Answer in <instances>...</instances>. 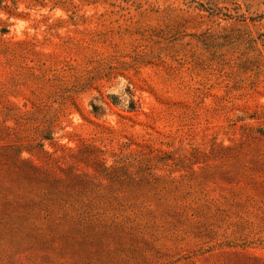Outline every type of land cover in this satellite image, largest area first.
I'll return each mask as SVG.
<instances>
[{
	"label": "rangeland",
	"instance_id": "374dc122",
	"mask_svg": "<svg viewBox=\"0 0 264 264\" xmlns=\"http://www.w3.org/2000/svg\"><path fill=\"white\" fill-rule=\"evenodd\" d=\"M0 264H264V0H0Z\"/></svg>",
	"mask_w": 264,
	"mask_h": 264
},
{
	"label": "trees",
	"instance_id": "16d2710c",
	"mask_svg": "<svg viewBox=\"0 0 264 264\" xmlns=\"http://www.w3.org/2000/svg\"><path fill=\"white\" fill-rule=\"evenodd\" d=\"M72 181H75L77 183H80L81 185H84L85 183H87L88 180H86L85 178H82L81 176L77 175L75 178H73Z\"/></svg>",
	"mask_w": 264,
	"mask_h": 264
}]
</instances>
